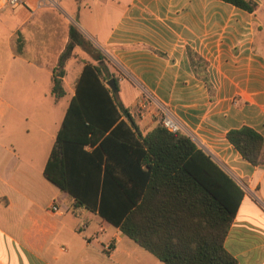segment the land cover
Wrapping results in <instances>:
<instances>
[{"label":"crops","instance_id":"crops-1","mask_svg":"<svg viewBox=\"0 0 264 264\" xmlns=\"http://www.w3.org/2000/svg\"><path fill=\"white\" fill-rule=\"evenodd\" d=\"M253 1L255 13L222 0L0 8V264H164L97 213L74 207L44 176L84 67L96 64L77 46L66 95L54 98L71 26L106 57L143 134L170 115L244 189L224 246L238 264H264V165H251L227 140L242 126L264 137V0Z\"/></svg>","mask_w":264,"mask_h":264},{"label":"trees","instance_id":"trees-1","mask_svg":"<svg viewBox=\"0 0 264 264\" xmlns=\"http://www.w3.org/2000/svg\"><path fill=\"white\" fill-rule=\"evenodd\" d=\"M222 1L249 13L258 8L253 0ZM77 46L96 64L84 67L45 178L74 207L97 213L164 264H238L224 243L244 189L182 132L158 125L143 134L106 57L75 26L53 71L54 98L66 95L63 79ZM227 140L251 165H264V137L256 130L231 129Z\"/></svg>","mask_w":264,"mask_h":264},{"label":"built area","instance_id":"built-area-1","mask_svg":"<svg viewBox=\"0 0 264 264\" xmlns=\"http://www.w3.org/2000/svg\"><path fill=\"white\" fill-rule=\"evenodd\" d=\"M62 1V0H57ZM24 0H0V8H15L22 5ZM148 103V100L144 99L141 105L144 108ZM161 125L166 128L168 131L175 133L180 130L179 124L168 114H165L161 118ZM54 211H57L56 207L53 208ZM112 246L108 245L106 250L109 252L111 251Z\"/></svg>","mask_w":264,"mask_h":264},{"label":"water","instance_id":"water-1","mask_svg":"<svg viewBox=\"0 0 264 264\" xmlns=\"http://www.w3.org/2000/svg\"><path fill=\"white\" fill-rule=\"evenodd\" d=\"M109 86L114 90V80H111V81L109 82Z\"/></svg>","mask_w":264,"mask_h":264},{"label":"rangeland","instance_id":"rangeland-1","mask_svg":"<svg viewBox=\"0 0 264 264\" xmlns=\"http://www.w3.org/2000/svg\"><path fill=\"white\" fill-rule=\"evenodd\" d=\"M136 246V245H135ZM139 250L141 251V252H145L143 249H141V248H139ZM152 256V255H151Z\"/></svg>","mask_w":264,"mask_h":264}]
</instances>
